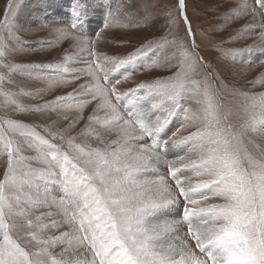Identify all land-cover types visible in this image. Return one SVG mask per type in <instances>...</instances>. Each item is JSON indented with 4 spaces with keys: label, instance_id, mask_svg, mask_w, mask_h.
Masks as SVG:
<instances>
[{
    "label": "snow or ice",
    "instance_id": "6c2138e0",
    "mask_svg": "<svg viewBox=\"0 0 264 264\" xmlns=\"http://www.w3.org/2000/svg\"><path fill=\"white\" fill-rule=\"evenodd\" d=\"M14 2L7 0L0 14V31L12 28L9 17L18 15ZM255 2L264 10V0ZM71 13V27L77 29L79 0ZM165 15V35L122 57L57 29L58 39H71L91 57L87 71L72 78L90 79L36 105L16 97H36L43 90L4 88L21 66L5 62L7 47L0 39V67L8 73L0 74L4 106L56 111L67 121L55 129L7 117L0 121V156L6 158L0 179V264H264V147L257 146L259 156L250 154L231 122L236 117L264 126V91L236 89L214 74L199 51L185 0H178L176 15L171 10ZM179 21L183 36L176 30ZM254 47L264 57V39L229 54L235 60ZM72 58L66 54L63 63L34 67L68 72ZM145 58L150 62L141 64ZM152 69L164 74L119 87L136 71ZM55 83L50 79L49 87ZM252 83L264 84V77ZM80 92L85 94L77 96ZM93 101L85 120L84 109ZM70 111L76 114L69 117ZM177 117L180 126L169 134ZM25 146L37 155L24 156ZM29 160L42 167L24 163ZM189 173L201 179L192 182ZM50 180L60 184L59 198H47ZM40 207L50 210L33 212ZM21 233L31 247L21 243Z\"/></svg>",
    "mask_w": 264,
    "mask_h": 264
},
{
    "label": "rangeland",
    "instance_id": "374dc122",
    "mask_svg": "<svg viewBox=\"0 0 264 264\" xmlns=\"http://www.w3.org/2000/svg\"><path fill=\"white\" fill-rule=\"evenodd\" d=\"M7 0H0V14L5 11ZM74 0H15L14 11L18 10L15 19L10 16L12 28L10 31H0V39H3L7 47L6 63L20 65L21 68L10 74L13 83H5L4 88L19 92L40 91L36 97L19 95L16 97L25 105L42 104L52 100L56 96H64L73 92L78 85L90 79L87 75H81L78 79L72 78L73 73L86 72L88 62L91 60L87 51H80L73 46L71 39H58L57 29H65L71 35L86 37L95 41L98 51H103L110 56H125L135 48H139L145 41L158 40L165 35L168 29L165 13L171 10L177 14L178 0H79L81 16L77 29L71 26L74 22L71 10ZM186 13L192 22V29L196 33L199 51L206 61L212 66L214 74L219 75L222 81L239 90L264 91V84L255 83L254 79L264 77V57H261L259 48L254 47L249 54L243 52L233 60L230 50H242L250 45H258L264 39V29L261 21L264 20V10L260 9L255 0H185ZM17 6L18 9H17ZM236 8L246 9L239 15H235ZM232 12V18H226V14ZM3 16L0 15V21ZM108 24L105 27V24ZM251 26V27H249ZM176 30L184 35L183 22L179 21ZM70 55L73 58L68 61L69 71L62 69L36 68L35 65L63 63V57ZM154 58V57H153ZM147 61L142 60L144 64ZM150 62V61H147ZM0 74H8L7 70L0 67ZM164 72L160 69L136 71L127 82L122 81L119 86L125 89L132 86L133 81L151 79ZM56 81L54 87H49V80ZM85 93H77L83 96ZM95 104L93 101L84 109L85 120L91 113ZM59 111H63L62 109ZM76 113H67L72 117ZM103 115V112L97 113ZM5 117L22 120L29 124H51L59 128L67 123L62 117L58 118L56 111L17 112L11 106H4V98L0 96V121ZM55 121L56 123H52ZM233 130L241 135L242 147L252 154L259 156L258 140L264 138V126L259 120L254 123H245L243 118L231 119ZM81 121L77 128L82 126ZM243 125V126H242ZM180 126V117H177L171 126V132ZM98 127V126H97ZM59 142V141H57ZM22 154L33 157L37 153L25 146ZM25 164L33 168L42 167L35 161H25ZM6 167V158L0 156V179ZM21 171H26L22 168ZM166 168L164 172L166 173ZM192 182L201 179L193 173H189ZM41 183L39 199L44 197V182ZM48 196L59 198L62 195L60 184L50 180L46 183ZM26 193L29 189L25 188ZM34 197L37 193H31ZM216 202V201H210ZM40 207L33 209L34 213L49 211ZM55 211V209H51ZM177 211H182L178 209ZM184 231H187L186 226ZM21 243L27 247L21 233ZM194 247V242H193ZM59 252L57 247L53 250ZM198 252V250H197Z\"/></svg>",
    "mask_w": 264,
    "mask_h": 264
},
{
    "label": "bare ground",
    "instance_id": "6f19581e",
    "mask_svg": "<svg viewBox=\"0 0 264 264\" xmlns=\"http://www.w3.org/2000/svg\"><path fill=\"white\" fill-rule=\"evenodd\" d=\"M258 50H260V49H258ZM264 136V135H263ZM258 145L260 146V147H264V138L263 137H260V139L258 140Z\"/></svg>",
    "mask_w": 264,
    "mask_h": 264
}]
</instances>
